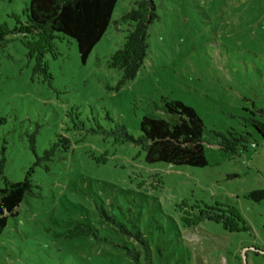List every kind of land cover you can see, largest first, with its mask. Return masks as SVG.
I'll return each mask as SVG.
<instances>
[{
  "label": "rangeland",
  "instance_id": "rangeland-1",
  "mask_svg": "<svg viewBox=\"0 0 264 264\" xmlns=\"http://www.w3.org/2000/svg\"><path fill=\"white\" fill-rule=\"evenodd\" d=\"M29 1L0 0V188L33 182L0 234V264L240 263L231 252L240 261L254 231L233 232L216 216L232 206L264 240V199L248 197L264 188V137L245 126L264 121V0H153L147 57L124 82L109 59L133 28L116 21L137 0L118 1L86 62L74 39L57 37L48 74L24 31ZM164 96L197 108L210 128L251 131L258 145L229 154L207 144L203 167L148 163L141 120L169 117ZM56 142L54 160L38 164ZM79 223L97 235H71Z\"/></svg>",
  "mask_w": 264,
  "mask_h": 264
},
{
  "label": "trees",
  "instance_id": "trees-1",
  "mask_svg": "<svg viewBox=\"0 0 264 264\" xmlns=\"http://www.w3.org/2000/svg\"><path fill=\"white\" fill-rule=\"evenodd\" d=\"M119 0H30L25 13L27 24L24 31L34 36L36 44L31 54L38 53L36 70L48 74L45 52L53 46L57 37L66 35L77 42L80 56L86 62L94 47L108 31L115 8ZM158 17L153 0H137L117 23H127L133 28L129 30L123 47L111 55L109 65L122 70L121 81L134 78L140 71L149 50V26ZM165 111L168 118L145 114L141 120L142 135L139 141L146 146L145 159L148 163L167 162L176 165L207 166L209 160L206 154L207 144H213L220 150L235 154L248 149L252 143L251 131L229 127L226 130L210 128L197 108L183 100L164 96ZM259 134L264 137V121L255 115L247 118ZM60 141L66 144L63 148L56 142L38 156L41 160H54L58 149H70L69 137L59 134ZM36 146L33 144V148ZM33 182L27 176L24 180L12 182L9 186L0 188V234L7 227L9 219L14 216L17 208L32 192ZM248 197L256 201L264 199V188L251 191ZM216 219H224L227 229L235 232L248 231L251 224L236 208L222 210ZM119 230L129 232L127 226L117 220ZM80 230L71 232L97 235L93 225L82 226ZM192 224H195L194 222ZM136 236L145 243L140 230Z\"/></svg>",
  "mask_w": 264,
  "mask_h": 264
},
{
  "label": "crops",
  "instance_id": "crops-1",
  "mask_svg": "<svg viewBox=\"0 0 264 264\" xmlns=\"http://www.w3.org/2000/svg\"><path fill=\"white\" fill-rule=\"evenodd\" d=\"M248 219V218H247ZM248 221L251 224V229L254 231V235H253V239L250 240V243L247 244V246H243L246 241H243V245L240 247L241 251L243 249V257L242 259L239 261L238 255L241 254L240 250L235 249V251L231 252L233 256H235V260L236 262H240V263H235L234 264H257V257L260 256L261 253H264V240H261V235L259 234V229L257 227V225L254 223V221L250 218L248 219ZM230 253V254H231ZM205 254V253H203ZM201 258L203 257V255L201 256L200 254H198ZM197 255V256H198ZM230 260V259H229ZM229 260L226 262L224 261L223 264H229ZM207 262H211L210 257H205L203 258V261L201 262L202 264H207Z\"/></svg>",
  "mask_w": 264,
  "mask_h": 264
}]
</instances>
